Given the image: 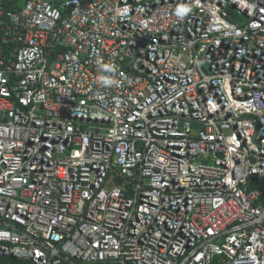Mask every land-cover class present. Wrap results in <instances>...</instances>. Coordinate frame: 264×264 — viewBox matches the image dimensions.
I'll list each match as a JSON object with an SVG mask.
<instances>
[{
    "label": "built area",
    "instance_id": "built-area-1",
    "mask_svg": "<svg viewBox=\"0 0 264 264\" xmlns=\"http://www.w3.org/2000/svg\"><path fill=\"white\" fill-rule=\"evenodd\" d=\"M0 257L264 264V0H0Z\"/></svg>",
    "mask_w": 264,
    "mask_h": 264
},
{
    "label": "trees",
    "instance_id": "trees-1",
    "mask_svg": "<svg viewBox=\"0 0 264 264\" xmlns=\"http://www.w3.org/2000/svg\"><path fill=\"white\" fill-rule=\"evenodd\" d=\"M0 264H32V263L23 260L7 259L0 257Z\"/></svg>",
    "mask_w": 264,
    "mask_h": 264
},
{
    "label": "rangeland",
    "instance_id": "rangeland-1",
    "mask_svg": "<svg viewBox=\"0 0 264 264\" xmlns=\"http://www.w3.org/2000/svg\"><path fill=\"white\" fill-rule=\"evenodd\" d=\"M202 67L207 73H209L208 66H207V64L205 62H202Z\"/></svg>",
    "mask_w": 264,
    "mask_h": 264
}]
</instances>
